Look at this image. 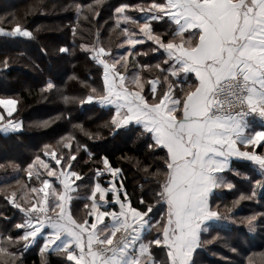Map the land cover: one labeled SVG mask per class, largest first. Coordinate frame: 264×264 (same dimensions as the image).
<instances>
[{
  "label": "snow or ice",
  "instance_id": "obj_1",
  "mask_svg": "<svg viewBox=\"0 0 264 264\" xmlns=\"http://www.w3.org/2000/svg\"><path fill=\"white\" fill-rule=\"evenodd\" d=\"M87 7L91 10V5ZM130 8L143 13L142 22L125 14ZM37 9L39 5L33 10ZM75 11L78 22L83 6L76 4ZM114 12L117 27L121 20L138 23L139 35L123 28V44L129 47L118 56L98 43L80 45L102 66L103 86L92 87L79 102L81 105L94 102L111 111L113 135L138 127L150 156L155 158L163 153L155 172L151 165L137 161L143 171L157 177L154 203L141 196L140 206H134L122 178L117 184L122 169L114 167L104 156L100 160L103 167H96V182L86 197L90 203L84 204L85 218H75L71 202L79 186L73 185L83 176L74 169L73 162L77 149L86 150V146L73 149L75 137H69L63 147L70 151L58 154L45 144L44 155L55 160V166L40 155L35 156L25 169L30 179L35 174L40 181V187L29 189L37 194L34 202H16L15 192L8 197L22 217L13 225L18 230L15 236H0V264H23V254L34 246L39 248L41 264H49L47 254L51 253L64 257L61 264H197L198 250L216 239L215 236L205 239L204 234L230 231L231 225L223 222H234V216L230 215L232 208L225 205L229 213L225 215L219 204L212 203L216 189L235 188L227 173L244 175L234 167V161L250 162L258 168L261 179L255 180L250 194L241 193L233 201V207L264 194V151H257L264 149V128L254 130L249 119L255 115L264 120V0H147L137 5L122 3ZM165 18L175 26L167 38L152 23ZM2 22L4 17L0 16ZM71 31L76 36L77 25ZM0 35L34 38V33L19 22L11 29L0 27ZM146 41L155 45L150 51L161 53V63L154 66L140 63L137 71L127 74L128 64L138 63L130 58L147 55L137 49V45ZM42 51L47 54L46 49ZM56 51L67 55L72 48L62 45ZM2 64L5 69L8 67L7 57ZM152 67L159 74L142 79L141 72ZM189 74L195 75L194 84L187 83ZM145 83L150 85L148 94H144ZM178 84H187V89L177 88ZM54 89L57 85L48 80L41 91ZM61 98L65 103L75 99L63 93ZM17 105V99L0 98V106L8 117H12ZM0 122L3 133H15L24 127L22 121L6 119L2 114ZM47 124L48 121L41 122L42 126ZM77 127L92 138L93 134L82 125ZM40 168L46 170V177L39 172ZM105 173L110 177L107 186L100 182ZM47 177H56L60 187L53 186ZM113 203L118 210L109 207ZM157 204L166 206V212L154 221ZM259 217H264V212H253L244 218L249 232L258 223H264ZM153 228L160 235L146 239ZM20 241L22 246L13 250ZM153 245L166 249V260L156 258ZM231 251L237 249L232 247ZM249 264H253L251 258Z\"/></svg>",
  "mask_w": 264,
  "mask_h": 264
},
{
  "label": "trees",
  "instance_id": "obj_2",
  "mask_svg": "<svg viewBox=\"0 0 264 264\" xmlns=\"http://www.w3.org/2000/svg\"><path fill=\"white\" fill-rule=\"evenodd\" d=\"M122 3L137 5L145 4L147 0H102L100 4H97L96 0H0V16L4 17L0 27L11 29L15 22H19L34 33V38L31 39L0 35V98L17 99V111L6 119L19 120L24 125L22 130L15 133L6 134L0 131V236H15L18 230L13 225L22 217L19 210L9 203L8 197L15 192L16 202L25 204L23 193L31 187L41 186L35 174L31 179L28 177L25 171L27 164L40 155L50 166H55L51 157L44 155V145H51L50 150H56L58 154H66L70 150L63 145L69 137H75L72 140L73 149H77L78 145L86 146V150L84 147L77 149V159L73 162L74 169L83 176V179L77 182L79 187L72 200L71 209L75 218H85L87 209L84 204L90 203L86 197L90 195L91 187L96 182V167H103L100 160L104 156L108 157L114 167L122 169L117 184L122 178L134 206H140L138 200L141 196L154 203L157 177L148 175L137 165V161L141 165H151V170L155 172V165L161 163L160 157L163 153L158 157H151L149 150L144 146L143 137H139V128L136 126H133L136 127L135 131L121 130L119 135H113L110 127L111 111L97 106L94 102H85L83 105L79 102L92 87L102 89L103 86L102 66L93 61L80 45L98 43L115 54L124 38L121 31L123 26H116L117 14L114 9ZM76 4L83 6V15L78 22ZM35 5H39V9L33 10ZM89 5L91 10L87 7ZM128 14L141 22L142 15L138 10L130 8ZM84 16H87V19ZM73 25H77L76 36L72 35ZM153 27L167 38L174 25L165 19L162 22L154 21ZM62 45L71 47L72 52L67 55L58 53L56 50ZM151 47L155 45L147 43L137 46L141 53L147 52V55L141 54L131 58L138 62L134 70L138 69L140 63L153 66L161 63V53L150 51ZM42 49H46L47 54ZM5 57L9 61L6 69L2 64ZM141 73L143 79H150L157 76L159 70L152 67ZM48 80H52L57 89L42 92L41 89ZM195 82L194 76L189 75L187 83ZM166 86L164 83L165 88ZM178 86L187 89V84H178L177 88ZM149 89L150 85L147 83L144 94H148ZM159 89L160 86L157 94ZM62 93L75 99L65 103L61 98ZM43 121H48L47 126L41 125ZM77 125H82L91 132L92 138L85 135ZM257 151L263 149L258 148ZM234 167L244 174L238 176L227 173V178L234 182L235 188L216 189L212 197L213 206L219 204V210L223 214L229 215L225 205L232 208L230 215L234 216V222H223L230 224L231 230L204 234L205 239H211L213 236L216 239L213 243H206L203 250H198L197 264H249V258L253 260V264H264V223H258L254 231L249 232L246 222H243L244 218L253 212H264V194H258L253 200L241 201L233 207V201L241 193L250 194L255 180L261 179L259 170L247 161H234ZM42 174L46 177V173ZM109 180L107 173L100 178V182L105 186ZM165 212L166 206L162 208L158 204L155 205L154 221L160 220ZM258 220H264V217H259ZM158 235V229L153 228L146 239ZM22 244L23 241H20L13 246V250L19 249ZM152 247L159 261L166 260L163 246ZM232 247L237 251H226ZM213 253L224 256L228 263L220 262ZM47 259L49 264H61L64 257L51 253L47 254ZM22 261L23 264H41L38 246L26 251Z\"/></svg>",
  "mask_w": 264,
  "mask_h": 264
},
{
  "label": "rangeland",
  "instance_id": "obj_3",
  "mask_svg": "<svg viewBox=\"0 0 264 264\" xmlns=\"http://www.w3.org/2000/svg\"><path fill=\"white\" fill-rule=\"evenodd\" d=\"M141 13V12H140ZM125 14H127V15H129L128 14V10H126V13ZM141 15H142V20H143V13H141ZM165 19H167V18H165ZM165 19L163 20V21H165ZM142 20H141V22H142ZM138 21V20H137ZM154 22V21H153ZM152 22V23H153ZM159 22H162V21H159ZM172 23V22H171ZM120 25H122L123 26V28H125V27H127L129 30H130V32H135L137 35H139V24L138 23H132L131 21H128V22H125V21H123V20H121V22H120ZM174 25V24H173ZM175 27V26H174ZM122 32H123V29L121 30ZM193 31H195V30H193ZM123 38L125 39V34L123 33ZM124 41V40H123ZM123 41H122V43L120 44V46H119V49H118V51L114 54L112 51H111V53H112V55H114V56H118L119 54H123V53H125L126 52V50L128 49V45L127 44H123ZM147 43H152L151 41H146L144 44H147ZM123 44V47H121V45ZM144 44H142V45H144ZM137 46H139V45H137ZM134 58H136V57H134ZM131 59V58H130ZM123 63V62H122ZM118 68L120 67V65H118L117 66ZM121 71H125V69H123V68H121ZM135 71H137V70H134V65L132 64V63H129L128 64V67H127V69H126V73L127 74H132V73H134ZM141 75H142V73H141ZM130 78V77H129ZM141 78H142V76H141ZM143 79V78H142ZM146 84L147 83H145V88H144V90L146 89ZM130 87H135L134 85H129ZM159 86V85H158ZM179 87V86H178ZM17 108H18V105H17ZM17 111V110H16ZM16 111H14L13 112V115L15 114V112ZM0 114H2V115H4L5 116V118L6 117H8L7 116V112H6V110L1 106V111H0ZM0 123H3V122H0ZM258 149V148H257ZM263 151H264V149H263ZM39 170V172L40 173H46V170H44V169H42V168H40V169H38ZM34 171L36 172L37 171V169L36 168H34ZM79 181V180H78ZM78 181H75L76 183H75V186H77V182ZM77 190H78V188H77ZM36 193H32V192H30L29 190H27L25 193H23V195H22V199L26 202V203H30V202H34V198L36 197ZM41 195H42V193H41ZM15 199H16V201H17V198L15 197ZM19 202V201H18ZM222 212V211H221ZM223 213V212H222ZM214 242V240H212V242L211 243H213ZM207 244H210V243H207ZM227 252H232L231 250H229V249H227L226 250ZM213 255H215V257H217L219 260H220V262H223V263H228V261H227V259H225L224 258V256H220V255H218V254H215V253H213ZM263 258V263H264V257H262Z\"/></svg>",
  "mask_w": 264,
  "mask_h": 264
},
{
  "label": "crops",
  "instance_id": "obj_4",
  "mask_svg": "<svg viewBox=\"0 0 264 264\" xmlns=\"http://www.w3.org/2000/svg\"><path fill=\"white\" fill-rule=\"evenodd\" d=\"M189 75L194 76V78H195V75L194 74H189ZM249 119H250V121L252 123V127H253L254 130H258V129L262 128L261 126H264V121L259 120L257 117H249ZM51 161H52V164L55 165V160L51 159ZM56 167H57V169H59V166H56ZM47 178L51 182H53V186L60 187L59 181L56 179V177H47ZM73 186L76 187L75 184ZM74 197H75V193H73V199H74ZM71 206H72V202H71ZM109 207H114V208H116L118 210V205H115L114 203L113 204H110ZM119 235L120 234L118 233L117 236L119 237ZM164 252L166 254V249L165 248H164Z\"/></svg>",
  "mask_w": 264,
  "mask_h": 264
},
{
  "label": "built area",
  "instance_id": "obj_5",
  "mask_svg": "<svg viewBox=\"0 0 264 264\" xmlns=\"http://www.w3.org/2000/svg\"><path fill=\"white\" fill-rule=\"evenodd\" d=\"M252 117H256L255 115L254 116H252ZM258 118V117H257ZM259 119V118H258ZM259 120H261V119H259ZM262 121H264V120H262Z\"/></svg>",
  "mask_w": 264,
  "mask_h": 264
}]
</instances>
